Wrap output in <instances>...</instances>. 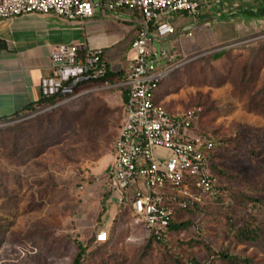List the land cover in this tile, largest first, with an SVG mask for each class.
Returning <instances> with one entry per match:
<instances>
[{
  "label": "rangeland",
  "instance_id": "1",
  "mask_svg": "<svg viewBox=\"0 0 264 264\" xmlns=\"http://www.w3.org/2000/svg\"><path fill=\"white\" fill-rule=\"evenodd\" d=\"M263 2L200 0L199 13L207 18L174 13L169 19L178 32L154 43L175 53L179 63L160 82L157 98L170 112L201 109L196 129L220 143L211 163L215 173L223 172L217 183L225 189L220 203L204 199L195 224L168 240L171 254L156 246L143 256L144 228L120 214L115 192L104 197L123 113L119 90L107 81L0 120V264H72L77 242L87 249L83 264H174L177 254L184 264H191L189 257L223 264L203 244L264 264V17L244 14ZM95 15L99 38L119 36L124 69L133 56L128 40L139 13ZM94 114V132L61 126ZM229 216L258 228L256 240H235ZM100 229L110 235L104 246L95 242Z\"/></svg>",
  "mask_w": 264,
  "mask_h": 264
},
{
  "label": "built area",
  "instance_id": "2",
  "mask_svg": "<svg viewBox=\"0 0 264 264\" xmlns=\"http://www.w3.org/2000/svg\"><path fill=\"white\" fill-rule=\"evenodd\" d=\"M199 7L200 0H0V19L26 13L67 20L91 18L99 10L139 13L130 43L133 56L112 84L122 96L123 120L113 143L105 195L115 192L120 208L142 225L146 237L157 241L166 238L173 206L185 209L215 193L211 158L220 143L197 131L201 109L170 112L157 98L160 82L179 63L175 53L154 43L176 33L170 15L198 14ZM112 72L103 49L80 52L76 44H61L50 52V74L39 79V92L41 97L73 99L87 84ZM107 239L106 230L96 232V243Z\"/></svg>",
  "mask_w": 264,
  "mask_h": 264
},
{
  "label": "crops",
  "instance_id": "3",
  "mask_svg": "<svg viewBox=\"0 0 264 264\" xmlns=\"http://www.w3.org/2000/svg\"><path fill=\"white\" fill-rule=\"evenodd\" d=\"M95 18L67 20L51 13H26L0 19V119L41 99L39 79L50 74V52L61 44H76L80 52L101 48L110 67L117 66L115 72L123 69L119 36L99 38ZM138 27L131 29L129 42Z\"/></svg>",
  "mask_w": 264,
  "mask_h": 264
},
{
  "label": "trees",
  "instance_id": "4",
  "mask_svg": "<svg viewBox=\"0 0 264 264\" xmlns=\"http://www.w3.org/2000/svg\"><path fill=\"white\" fill-rule=\"evenodd\" d=\"M244 12H245L244 14L256 15V17L262 18V17H264V4H257L255 9H246V10H244ZM197 15L199 16L200 20L208 17V16H205L203 14H200L199 12ZM175 29H176V33H177L179 29H177V27H175ZM222 54L223 53L220 52L215 57L220 58L222 56ZM121 77H122V71L112 72L105 79H102L98 82L89 83L86 86L97 84V83H105L107 81H111L114 83V82L119 81L121 79ZM120 97H121V101H122V96H120ZM59 99H61L60 96L41 97L40 100L33 102V103H30V104L24 106L22 109H19L18 111H16V113L13 116H16L22 112L31 110L32 108L34 109V108H38V107L45 106L48 104H52V103L58 101ZM199 117H200V115H199ZM97 118H98V116L95 114L91 118V120H88V119L77 120V119L73 118L70 121L63 122L61 124V126H66L65 128L73 129L75 124H78L79 129L89 128L91 131L94 132L99 127L98 126L99 122L97 121ZM0 120H2V119H0ZM3 120H5V119H3ZM122 120H123V113H122L121 121L117 127V131H118V129L122 123ZM200 132L208 133L206 131H200ZM116 135H117V133H116ZM115 138H116V136H115ZM112 151H113V148H112ZM215 151L216 150H214V152L212 153V157L214 156ZM211 165H212V168H214V165L212 163H211ZM218 173L220 174L223 172L218 171L217 173H215V171H214V175L216 178L215 185H214L215 193L213 194V196H211V198L213 199V201H217L218 203H220L221 198H222V192L225 189L217 183V178H218L217 174ZM106 196L107 195H105L104 197H106ZM202 205L203 204H199V203L190 204L185 209L179 208L177 206H173L174 215H173V218L171 219V221L169 222V226L167 228L166 238L164 240L157 241L152 237H145V243L143 245L142 255L143 256L146 255L152 248H155L156 246L163 247L167 254H171L170 253L171 252L170 247H168V240L171 239L172 237L176 236V235H179L182 232H185L191 225L195 224L196 217L203 210ZM120 214L128 216L129 211L122 207V208H120ZM115 219L116 218H114V220ZM227 219H228V232L231 233L233 235L234 239L237 240L238 242L254 241L258 237L259 229L252 226V224L249 221H244V224L239 225V223L236 222L237 220L232 221L230 216L227 217ZM109 241H110V235L108 236L107 241L97 243V244H99L100 246H104ZM194 242H196V241L193 240L191 242V244L193 245ZM196 244H197V242H196ZM203 247L206 249V251L209 253V255H214L216 257V259L220 260L223 264H249L248 259H242L241 257H238L236 255H231V254L227 253L226 251H220L219 253L213 252L211 250L210 246L207 244H203ZM77 248H78V251H77V253L73 259L72 264H83V260L86 256L87 249L84 245H82L79 242H77ZM172 261L174 264H184L179 259L178 254H177V256H175L174 259H172ZM189 262L191 264H201L197 261V259L195 257H189ZM138 264H141V262H138Z\"/></svg>",
  "mask_w": 264,
  "mask_h": 264
}]
</instances>
